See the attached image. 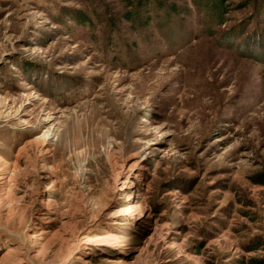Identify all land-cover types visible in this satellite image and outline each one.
<instances>
[{"label":"rangeland","instance_id":"rangeland-1","mask_svg":"<svg viewBox=\"0 0 264 264\" xmlns=\"http://www.w3.org/2000/svg\"><path fill=\"white\" fill-rule=\"evenodd\" d=\"M167 1L0 0V264H264V0Z\"/></svg>","mask_w":264,"mask_h":264},{"label":"trees","instance_id":"trees-1","mask_svg":"<svg viewBox=\"0 0 264 264\" xmlns=\"http://www.w3.org/2000/svg\"><path fill=\"white\" fill-rule=\"evenodd\" d=\"M94 2L98 7L102 6L101 0H94ZM120 2L122 10L119 17L128 22L133 28L142 30H148L150 23L155 20H168L172 15L183 13L186 9L185 7L181 8L173 1L167 0H120ZM193 2L205 10V18L211 24L221 23L227 13L223 0H193ZM79 15V20L75 19V21H81L86 25L90 24L88 16L83 13ZM106 21L109 28L113 29L115 27L113 17L109 16Z\"/></svg>","mask_w":264,"mask_h":264}]
</instances>
